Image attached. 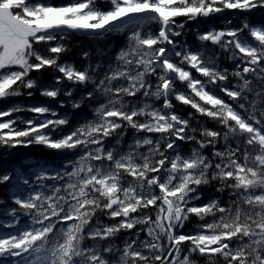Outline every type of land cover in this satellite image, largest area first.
<instances>
[{
    "label": "snow or ice",
    "instance_id": "6c2138e0",
    "mask_svg": "<svg viewBox=\"0 0 264 264\" xmlns=\"http://www.w3.org/2000/svg\"><path fill=\"white\" fill-rule=\"evenodd\" d=\"M257 9L264 0H0V101L38 89L71 109H0V264H196L195 254L264 264V21L248 15ZM226 10L246 15L197 30L194 48L186 23ZM70 33L124 43L114 58L113 45L98 47L95 63L82 52L77 67L61 62ZM46 69L50 81L32 78ZM173 100L217 127L197 120V136L195 116L178 115ZM84 106L93 118L64 132ZM32 145L63 159L13 157ZM213 185L220 195L196 203ZM191 216L199 223L186 234Z\"/></svg>",
    "mask_w": 264,
    "mask_h": 264
},
{
    "label": "trees",
    "instance_id": "16d2710c",
    "mask_svg": "<svg viewBox=\"0 0 264 264\" xmlns=\"http://www.w3.org/2000/svg\"><path fill=\"white\" fill-rule=\"evenodd\" d=\"M48 2L60 5L67 3L68 0H48ZM101 7H106V5L101 4ZM246 15L245 13L238 12L236 10H226L223 13L215 14L208 18H198L196 21H189L186 23L185 27V35L187 36L188 41L194 46V48L199 47V42L195 39V32L197 30L203 32L210 30L212 28L220 29L225 26V22L228 19L233 20L234 25L239 24V18ZM250 15L251 21L253 23L264 21V10L257 9L254 13L248 14ZM184 20L183 17H177L176 21L177 23H180ZM177 39H182V37H178ZM64 43L69 47L70 51L67 53H64L61 55V62L68 61L73 62L77 67H83L86 61L81 59V53L84 51H90L91 52V60L93 63L99 59V57L96 54L97 48H108L109 45H113L111 48V51L109 53L110 57H115L116 53L120 49L121 46H123L124 40L122 36L119 35H112L105 41H97L87 38L86 35L78 34V33H70L68 34L66 40ZM39 48H44V45H37ZM205 47L213 52L219 51L215 46H213L210 42L206 43ZM220 62L222 64H225L228 66V62L224 60L223 57H221ZM58 74V73H57ZM32 78L38 79V80H44V81H50L51 80V69H46L42 73L33 72L31 73ZM89 87H91L89 85ZM177 88L180 90L187 91L186 87L181 85L179 82H177ZM34 95L32 97H27L26 95H22L19 97H12L8 98L7 100L0 101V109H6L8 107H11L13 104L20 103L24 105L28 104H48L50 107L58 108L59 112L61 114L66 113L68 111H71L70 108H59L58 102L50 100V98L43 97L40 95V92L38 89H34ZM66 97L61 95L59 97V100H65ZM140 100V97H136L133 99V102H137ZM162 103V101L160 102ZM174 104V111L182 116L187 118L188 113L192 112L195 116V119L191 121V124L193 127H196L198 129L197 136H199V125L196 123L197 120H199L202 124H204L206 127L215 128L217 125L209 120L206 117H202L199 114L195 113V110H193L188 105H183L175 100H173ZM16 115L23 116L25 118H31L32 113L22 112V113H16ZM81 118L86 119H92L93 114L88 110L87 106L82 107L81 109L75 110L74 115L72 119L69 122V125L64 127V132H68L72 130L74 127L78 125V123L82 122ZM123 131V129H122ZM133 129H128L126 135L124 136L123 143L126 146L129 143L133 142ZM114 143V139H110L107 141V144L111 146ZM189 145L185 144L183 145V148L185 151L189 150ZM210 152V149L208 150ZM6 152H8V149L0 148V157H2ZM12 155L15 159L19 160L22 157H35L40 159H48V160H62L63 156L61 154L56 153L55 151H51L47 148H44L40 145H32L30 147H17L11 150ZM70 155V154H69ZM202 193V199L200 201H197L196 203H206L210 197L213 196H219V193L215 192V186H202L200 189ZM223 200H227V194L225 193L222 197ZM101 220H103L105 223H114V221H109L107 217L100 216ZM154 218V215H153ZM211 222V220H209ZM94 224L95 221H92ZM199 223V220L195 216H191L190 219L185 223L184 228L182 231L186 234L192 233L194 231L195 225ZM139 227V226H137ZM128 235V233H120L115 243L122 244L125 236ZM145 234H141V239H144ZM86 243H91L90 241H86ZM185 252H187V245L185 246ZM193 261L196 262V264H207L206 259L204 257L199 256V254H195L191 257Z\"/></svg>",
    "mask_w": 264,
    "mask_h": 264
},
{
    "label": "water",
    "instance_id": "95a60500",
    "mask_svg": "<svg viewBox=\"0 0 264 264\" xmlns=\"http://www.w3.org/2000/svg\"><path fill=\"white\" fill-rule=\"evenodd\" d=\"M78 34H82V35H85V34H83V33H78Z\"/></svg>",
    "mask_w": 264,
    "mask_h": 264
}]
</instances>
